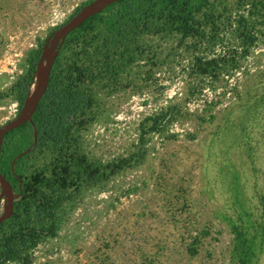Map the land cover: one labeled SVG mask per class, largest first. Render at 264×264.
Wrapping results in <instances>:
<instances>
[{
	"label": "rangeland",
	"instance_id": "obj_1",
	"mask_svg": "<svg viewBox=\"0 0 264 264\" xmlns=\"http://www.w3.org/2000/svg\"><path fill=\"white\" fill-rule=\"evenodd\" d=\"M88 2L0 0V127L20 114L12 86L30 51L51 45ZM175 37L144 35V60L124 65L118 86H103L95 119L78 133L80 150L131 164L85 185L31 264H240L234 227L247 264H264V28L240 67L216 79L193 72ZM156 114L165 125L142 144L141 122ZM50 159L31 158L30 169ZM3 183L0 218L19 196Z\"/></svg>",
	"mask_w": 264,
	"mask_h": 264
},
{
	"label": "trees",
	"instance_id": "obj_2",
	"mask_svg": "<svg viewBox=\"0 0 264 264\" xmlns=\"http://www.w3.org/2000/svg\"><path fill=\"white\" fill-rule=\"evenodd\" d=\"M263 28L264 0H117L72 29L58 49L31 119L3 136L0 173L19 196L0 222V264H31L39 245L58 234L67 204L82 188L131 164L125 157L109 163L90 160L80 150L78 133L95 119L103 86H118L124 65L144 60V35L176 36L179 46L191 53L193 72L216 79L221 74L230 77L240 67ZM44 46L42 42L30 51L26 73L12 86L19 111ZM162 122L159 114L141 122L142 144L150 131L165 125ZM19 132L23 139L14 143ZM48 152L50 161L31 170L29 160ZM234 228L240 264H247L243 233Z\"/></svg>",
	"mask_w": 264,
	"mask_h": 264
},
{
	"label": "water",
	"instance_id": "obj_3",
	"mask_svg": "<svg viewBox=\"0 0 264 264\" xmlns=\"http://www.w3.org/2000/svg\"><path fill=\"white\" fill-rule=\"evenodd\" d=\"M115 1H117V0H93L89 3H87L76 14H74L73 17L68 22H66L63 26H61L55 32V36H54V39L52 40L51 45L45 44L44 49H43V53H42V56H41V59L39 61L37 71H36V73H39V71H40V73H39L40 75L38 76L39 79L37 80V83H35V88H34L33 92L32 93L30 92L31 91V88H30L29 95L26 99V102L23 106V109L20 111V114L17 116V118H15L13 121L9 122L5 126L0 127V153H1V144L3 141L4 134L6 132H8L12 129H15L18 126L22 125L27 120H30L33 113L35 112L37 104L39 103V101H40V99H41L42 95L44 94L45 89L47 87L50 72H51L54 60L58 54V49L60 48L62 42L64 41V39L66 37V35L72 29H74L79 24L84 22L87 18H89L90 16H92L95 13L100 12L107 5H109ZM47 48H50L53 50L52 59L48 65H47L48 60H46L45 58L49 57L50 53L47 52V50H48ZM42 62H44L46 65L41 67ZM43 78H44V82L41 86L40 83H41ZM0 176L2 177V179L4 181L3 184L8 186L10 191L13 192L12 187H11L10 183L6 180V178L1 173H0ZM12 209H13V202L11 203L9 212L0 218V222L2 220H4L5 218H7L11 214Z\"/></svg>",
	"mask_w": 264,
	"mask_h": 264
},
{
	"label": "bare ground",
	"instance_id": "obj_4",
	"mask_svg": "<svg viewBox=\"0 0 264 264\" xmlns=\"http://www.w3.org/2000/svg\"><path fill=\"white\" fill-rule=\"evenodd\" d=\"M95 8V7H94ZM48 50H47V52H49L50 53V55H49V57H46L45 59L46 60H48V62H47V65L50 63V61H51V59H52V54H53V50L52 49H50V48H47ZM44 59V60H45ZM46 64L44 63V62H42V65H41V67L42 66H45ZM39 73H40V71H39ZM39 73H36L35 74V76H34V81H33V83H32V85H31V93L33 92V90H34V88H35V83H37V80L39 79L38 78V76L40 75ZM43 82H44V78L42 79V81H41V83H40V85L42 86V84H43ZM39 85V86H40ZM39 89V88H38ZM0 180L1 181H3V179H2V177L0 176ZM4 182V181H3Z\"/></svg>",
	"mask_w": 264,
	"mask_h": 264
}]
</instances>
